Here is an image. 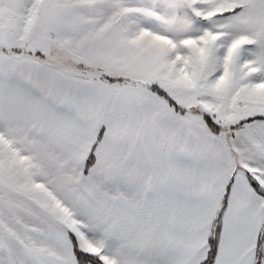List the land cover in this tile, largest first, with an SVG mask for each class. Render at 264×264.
Returning <instances> with one entry per match:
<instances>
[{
    "label": "snow or ice",
    "instance_id": "snow-or-ice-1",
    "mask_svg": "<svg viewBox=\"0 0 264 264\" xmlns=\"http://www.w3.org/2000/svg\"><path fill=\"white\" fill-rule=\"evenodd\" d=\"M0 264H264V0H0Z\"/></svg>",
    "mask_w": 264,
    "mask_h": 264
}]
</instances>
